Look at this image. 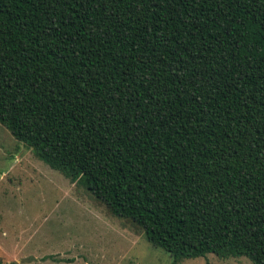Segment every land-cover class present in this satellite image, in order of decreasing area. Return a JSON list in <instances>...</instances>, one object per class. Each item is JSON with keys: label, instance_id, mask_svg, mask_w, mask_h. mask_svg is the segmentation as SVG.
Listing matches in <instances>:
<instances>
[{"label": "trees", "instance_id": "1", "mask_svg": "<svg viewBox=\"0 0 264 264\" xmlns=\"http://www.w3.org/2000/svg\"><path fill=\"white\" fill-rule=\"evenodd\" d=\"M0 125L174 264H264V0H0Z\"/></svg>", "mask_w": 264, "mask_h": 264}, {"label": "rangeland", "instance_id": "2", "mask_svg": "<svg viewBox=\"0 0 264 264\" xmlns=\"http://www.w3.org/2000/svg\"><path fill=\"white\" fill-rule=\"evenodd\" d=\"M2 264H174L143 230L34 157L0 125ZM175 264H252L212 254Z\"/></svg>", "mask_w": 264, "mask_h": 264}]
</instances>
